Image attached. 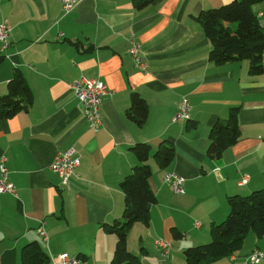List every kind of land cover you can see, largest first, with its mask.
Returning a JSON list of instances; mask_svg holds the SVG:
<instances>
[{"label":"crops","instance_id":"1","mask_svg":"<svg viewBox=\"0 0 264 264\" xmlns=\"http://www.w3.org/2000/svg\"><path fill=\"white\" fill-rule=\"evenodd\" d=\"M233 1L153 0L138 8L135 0H79L65 14L61 0H0V25L11 28L8 47L0 44V98L17 71L33 95L27 110L0 120V161L7 159L17 189L0 196V264H21V251L32 242L41 243L49 264L62 254L77 264H112L117 236L103 226L123 216L120 183L138 164L130 151L138 143L156 149L172 138L176 150L167 168L154 151L149 159L157 203L149 225L134 224L128 238L143 264H185L184 252L210 243L212 223L228 217V197L264 189V72L250 74L246 60L210 62L212 45L199 20L203 11ZM253 10L264 28V0ZM134 43L146 70L136 68L129 53ZM81 77L109 89L98 131L90 129L71 89ZM134 94L149 106L141 127L127 116ZM184 97L190 121L174 123ZM234 107L240 108V140L211 159V127ZM70 148L81 164L65 187L52 166ZM167 173L184 177L183 194L164 182ZM244 176L249 182L240 186ZM174 231L183 237L175 239ZM161 240L171 245L167 258ZM257 249L264 250V238L251 232L238 252L205 264H247Z\"/></svg>","mask_w":264,"mask_h":264},{"label":"trees","instance_id":"2","mask_svg":"<svg viewBox=\"0 0 264 264\" xmlns=\"http://www.w3.org/2000/svg\"><path fill=\"white\" fill-rule=\"evenodd\" d=\"M135 1L138 8H144L153 0ZM261 1L263 0H234L200 14L199 20L212 45L210 62L224 64L246 60L250 63V74L256 76L264 72V28L253 10ZM32 104L31 89L22 72L17 71L8 83V93L0 98V120L12 118ZM239 111V107L231 108L226 119L217 120L211 127L207 149L211 159H219L224 151L239 142ZM127 116L140 127L147 122L149 106L139 94L133 95ZM130 151L137 158L138 164L120 183L125 201L123 216L113 224L103 226L107 232L117 236L112 264H143L128 249V238L134 224L141 222L149 225L150 208L157 203L149 185L153 175L149 159L154 151L153 156L158 165L167 168L176 156L172 138L163 140L156 149L148 143H138ZM228 205V217L221 223L211 225V242L184 252L187 264L214 263L230 257L242 248L251 232L258 239L264 238V189L247 196H230ZM173 234L175 239L183 237L177 231ZM49 261L40 242L28 243L21 251V264H49Z\"/></svg>","mask_w":264,"mask_h":264},{"label":"built area","instance_id":"3","mask_svg":"<svg viewBox=\"0 0 264 264\" xmlns=\"http://www.w3.org/2000/svg\"><path fill=\"white\" fill-rule=\"evenodd\" d=\"M61 2L64 13L69 14L78 4L79 0H61ZM10 35V26L7 23H3L0 26V44L2 49L8 47ZM129 52L133 56L136 66L141 69H146L147 63L141 56L140 46L134 43ZM71 89L79 99L83 114L87 119L90 128L94 131L99 130L102 124L101 105L103 98L108 94L107 85L95 79L81 77L71 83ZM190 109V102L184 97L178 105V112L175 115L173 122L182 124L189 122ZM6 161L7 159L5 157L0 161V196L3 194H17L16 186L9 180ZM80 164L81 160L77 151L74 148H70L60 152L56 156L52 169L59 176L61 184L68 187L70 179L77 176V169ZM164 182L174 193H184L183 187L185 179L181 176L167 173L164 176ZM248 182L249 177L244 176L239 185L245 186ZM39 233L40 237L46 241L47 235L44 228H41ZM159 247L163 250V255L166 256L171 245L168 242L161 240L159 241ZM55 262L58 264H77V261L70 259L67 254L58 256V258L55 259ZM247 262L248 264H260L264 262V250L257 249L252 252L247 257Z\"/></svg>","mask_w":264,"mask_h":264},{"label":"rangeland","instance_id":"4","mask_svg":"<svg viewBox=\"0 0 264 264\" xmlns=\"http://www.w3.org/2000/svg\"><path fill=\"white\" fill-rule=\"evenodd\" d=\"M98 81H100V80H98ZM102 82V81H101ZM104 83V82H103ZM185 98H187V97H185ZM188 99V98H187ZM75 149V148H74ZM76 150V149H75ZM77 151V150H76ZM53 170V169H52ZM73 178V177H72ZM60 179V178H59ZM71 180V179H70ZM70 182V181H69ZM130 235V234H129ZM132 236H133V240H134V242H137V241H139L140 240V234H137L136 235V232H133L132 233ZM41 238V237H40ZM250 238H254L252 235H250ZM158 246H159V241H158ZM255 251V250H254ZM253 251V252H254ZM169 256V251H168V254L166 255V256H164L163 255V250H162V257L163 258H167ZM246 263L248 264V262H247V259H246ZM263 263V262H262ZM262 263H260V264H262ZM185 264H187V262H185Z\"/></svg>","mask_w":264,"mask_h":264},{"label":"bare ground","instance_id":"5","mask_svg":"<svg viewBox=\"0 0 264 264\" xmlns=\"http://www.w3.org/2000/svg\"><path fill=\"white\" fill-rule=\"evenodd\" d=\"M2 24H3V23H2ZM2 24H1V25H2ZM1 25H0V26H1ZM129 53H130V52H129ZM130 54H131V53H130ZM131 56H132V55H131ZM132 57H133V56H132ZM133 60H134V58H133ZM134 63H135V61H134ZM135 66H136V64H135ZM136 68H138V67L136 66ZM138 69H140V70H146V69H147V64H146V69H141V68H138ZM95 80H97V79H95ZM107 87H108V86H107ZM108 95H109V89H108V94H107L106 96H108ZM106 96H105V97H106ZM105 97H104V98H105ZM104 98H103V100H104ZM86 120H87V119H86ZM87 122H88V121H87ZM88 124H89V123H88ZM89 127H90V125H89ZM90 129H91V128H90ZM91 130H92V129H91ZM93 131H94V130H93ZM97 131H98V130H97ZM171 174H177V173H171ZM177 175H179V174H177ZM179 176H181V175H179ZM181 177H182V176H181ZM182 178H184V177H182ZM183 189H184V187H183ZM176 194H181V193H176Z\"/></svg>","mask_w":264,"mask_h":264}]
</instances>
